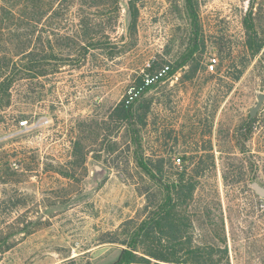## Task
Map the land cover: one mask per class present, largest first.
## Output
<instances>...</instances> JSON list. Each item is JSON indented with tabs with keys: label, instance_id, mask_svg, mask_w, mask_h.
I'll return each mask as SVG.
<instances>
[{
	"label": "rangeland",
	"instance_id": "rangeland-1",
	"mask_svg": "<svg viewBox=\"0 0 264 264\" xmlns=\"http://www.w3.org/2000/svg\"><path fill=\"white\" fill-rule=\"evenodd\" d=\"M9 1L0 0V15ZM198 2L196 44L184 0H137L134 33L123 1L118 22L106 25L102 37L110 42L108 50L73 51L66 62L53 60L54 74L14 84L11 106L0 113V229L12 244L0 264L118 259L122 247L101 244L102 236L140 216L146 204L141 191L154 183L135 164L126 176L113 165L133 158V148L128 151L129 133L117 132L112 113L153 66L161 72L184 58H189L185 67L145 96L151 102L145 154L166 159V181L178 180L184 167L197 180L193 200L183 208L192 216L196 244L219 242L223 225L231 264H264V199L252 187L254 182L264 186V103L245 145L248 153L236 140L257 95L264 94V54L262 61L250 57L243 26L254 2L264 40V0ZM57 10L37 28L9 31V21L0 20V58L32 32L31 49L40 51L50 40L58 58L65 59L68 38L83 36L81 19L108 24L112 17L82 0L56 2ZM212 58L218 59L213 72L208 70ZM23 120L26 128L20 126ZM109 135L120 146L115 153L106 151ZM77 141L84 146L79 153ZM179 157L186 158L180 166ZM79 158L85 161L77 165ZM61 169L74 171L75 179L62 176ZM20 228L26 233L16 234Z\"/></svg>",
	"mask_w": 264,
	"mask_h": 264
},
{
	"label": "trees",
	"instance_id": "trees-1",
	"mask_svg": "<svg viewBox=\"0 0 264 264\" xmlns=\"http://www.w3.org/2000/svg\"><path fill=\"white\" fill-rule=\"evenodd\" d=\"M60 1L62 0H11L9 1L10 8L8 11L4 10V13L0 15V20L9 21V31L10 29L16 31L15 28L25 25L37 28L35 25L44 18L47 17L48 20L55 18V14L58 13V10L55 11V3ZM82 3L99 8L103 16L112 13V17H109L107 21L108 24L104 20L94 23L90 18L81 19L80 26L83 29V36L68 38V43L65 45L68 50L61 55L65 59L58 58L60 56L55 54V48L50 40H47L48 47L43 45L40 51L31 49L32 38L29 34L32 32L24 37V41L17 42L14 50L0 58V113L11 106L12 88L17 81L27 78L39 79L54 74L55 69H50L53 60L66 62L67 59H72L70 57H73V51L109 49L110 42H103L102 37H105V33L108 32L106 25L113 27V24L118 22L123 0H82ZM125 5L130 18L129 31L134 33L139 17L137 0H130L129 6ZM184 6L192 23L196 44L199 34V2L198 0H184ZM257 18L256 6L252 2L243 20L246 45L250 57L252 59L260 57L259 61H262L264 40L258 28ZM15 38V36L12 38L13 42L17 40ZM188 61L189 58H184L172 69L169 65L165 66L169 69L162 77L158 75L160 72H154L156 66H153L149 70L150 74L141 77L137 85L132 87L136 91L134 100L127 103L129 98L127 95L112 113V116H116L114 125L117 132L124 129L127 134L129 133L128 151L133 148V158H126L123 162L114 160L113 165L119 173H124L126 176L130 175V165L135 164L136 169L154 183L153 188L147 186L141 191L142 195L146 196V204L140 216L125 221L116 230L102 236L101 244H117L122 247L118 259L112 264H231L223 225L222 237L216 244L200 245L194 241L192 216L187 209L183 210V208L189 206L190 201L193 200L198 182L188 174V168L184 167L178 180L168 182L165 178L166 159L148 158L144 150L143 131L148 125V116L151 112V102L145 96L155 88L157 83L185 67ZM156 76L158 78L154 82L150 84L146 82L147 77L151 79ZM239 79L240 76H237L236 80ZM257 122L258 116L251 118L249 114L247 121L237 128V146L244 153H248L245 145L254 136ZM93 133H95L94 130ZM112 138L113 136L109 135L105 139L107 141L106 151L109 153L117 152L120 147L118 142H112ZM83 147L81 141H77L74 144L75 153H79ZM181 159L186 161V158ZM84 161L85 158H79L76 163L80 165ZM59 173L69 179H75L74 171L61 169ZM222 223H224L223 220ZM26 231V228H20L15 233H26ZM10 240L9 234L0 229V255L12 248ZM68 261L67 264H76L78 258H71Z\"/></svg>",
	"mask_w": 264,
	"mask_h": 264
},
{
	"label": "built area",
	"instance_id": "built-area-1",
	"mask_svg": "<svg viewBox=\"0 0 264 264\" xmlns=\"http://www.w3.org/2000/svg\"><path fill=\"white\" fill-rule=\"evenodd\" d=\"M217 64H218V59H217V58H212V59H210L209 64H208V68H209L208 70H209V71H212V72L215 71V69H216V67H217ZM168 69H169V67H166L164 70H162V71L158 74L159 77H162V76L166 75ZM157 78H158V76H156L155 78H151V79H149V77H147L146 82H147L148 84H150V83L154 82L155 79H157ZM134 89H135V88H132V90L130 91V94H129V98H128V100H127V103H130V102H132V101L134 100V96L136 95V94H135L136 91H135ZM27 125H28V121H27V120H23V121L20 122V126H21L22 128H26ZM175 163H176L177 165L180 166V165L182 164V159H181L180 157L177 158V159L175 160Z\"/></svg>",
	"mask_w": 264,
	"mask_h": 264
},
{
	"label": "water",
	"instance_id": "water-1",
	"mask_svg": "<svg viewBox=\"0 0 264 264\" xmlns=\"http://www.w3.org/2000/svg\"><path fill=\"white\" fill-rule=\"evenodd\" d=\"M123 1L125 4H127L129 6L130 0H123ZM257 100H258L257 104L253 108H251V110H250V117L251 118H254L257 115V113L259 112V110L261 109V107L263 106L264 94L259 93L257 95ZM252 187L255 190V192L257 193V195L264 199V186H262L258 182H254L252 184Z\"/></svg>",
	"mask_w": 264,
	"mask_h": 264
}]
</instances>
